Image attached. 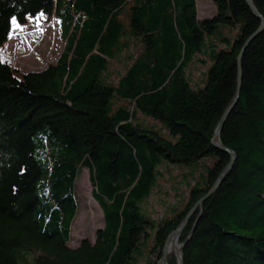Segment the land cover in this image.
Returning a JSON list of instances; mask_svg holds the SVG:
<instances>
[{"label": "trees", "instance_id": "1", "mask_svg": "<svg viewBox=\"0 0 264 264\" xmlns=\"http://www.w3.org/2000/svg\"><path fill=\"white\" fill-rule=\"evenodd\" d=\"M212 1L215 15L200 19L197 0H0V45L13 19L41 13L55 14L64 42L43 69L21 72L0 56V264H138L149 240L158 264L230 162L212 139L262 24L246 0ZM252 1L264 17V0ZM220 26L236 37L217 38ZM130 48L112 84L109 62ZM197 59L211 64L196 87L187 70ZM241 64L221 133L236 160L181 232L183 264H264V29ZM202 158L212 162L182 208L161 220L142 209L162 163ZM85 168L105 225L71 247ZM168 263L180 264L174 252Z\"/></svg>", "mask_w": 264, "mask_h": 264}, {"label": "rangeland", "instance_id": "2", "mask_svg": "<svg viewBox=\"0 0 264 264\" xmlns=\"http://www.w3.org/2000/svg\"><path fill=\"white\" fill-rule=\"evenodd\" d=\"M197 10L200 19L212 17L216 13V5L212 0H197ZM235 29L236 27L233 26H220L215 36L233 40L238 32ZM63 47L60 24L55 14L48 16L41 13L30 15L25 24H20L16 20L14 24L12 21L9 38L3 45H0V56L2 59L8 60L14 67L19 68L21 72H27L43 69L48 63L54 62ZM222 47H228V44L219 43V48ZM133 49L130 48L129 51L119 54L109 62L108 71L105 75L112 84H117L119 78L126 71L129 64L128 56ZM199 63L200 59H197L187 70V74L196 87L204 84L207 67L211 61L209 62L207 59L206 65ZM115 104H117L116 106L129 105V102L116 98ZM136 122L147 127L161 128V123L141 112H137ZM211 162L212 160L202 158L191 164L162 163L159 166L155 188L151 197L141 204L142 209L146 210L156 220L173 215L175 210L185 205L190 187L200 177H203ZM92 192L93 186L90 182L89 171L85 168L77 181L79 210L72 227V237L69 242L71 247H77L84 238L94 242L97 229L103 228L105 225L103 211L94 199ZM153 242V240H149L147 246H144V255L138 264H152L157 261L158 253H150L154 245ZM177 244L178 250L173 249L172 252L176 254L179 260L182 245L179 241ZM149 259L152 263H149Z\"/></svg>", "mask_w": 264, "mask_h": 264}, {"label": "water", "instance_id": "3", "mask_svg": "<svg viewBox=\"0 0 264 264\" xmlns=\"http://www.w3.org/2000/svg\"><path fill=\"white\" fill-rule=\"evenodd\" d=\"M248 5L250 6V8L252 9V11L262 20V24L260 26V28L258 29L257 32H255V34L249 39V41L246 43L245 47L243 48L241 54L238 57V69H239V76H238V86H237V92H236V97L234 98V101L232 102V104L228 107V109L225 111V113L223 114V116L221 117L220 121L218 122V125L215 129L214 135H213V139L212 142L214 144L215 147H217L218 149H221L227 153H229L231 155V159L229 164L227 165V167L224 169V171L222 172V174L219 176V178L216 180V182L213 184V186L209 189V191L206 193V195L201 198L196 204L195 206L191 209V211L187 214L186 218L184 219V221L180 224L179 227H177L175 230H173L170 235L168 236L166 243L164 245L163 251H162V257L160 258V261L158 262V264H169L168 263V256H169V244H170V240L173 239L174 237H179L181 232L183 231L184 227L186 226V224L188 223L190 217L192 216V214L195 212V210L198 207H202L203 202L208 199L220 186L221 182L226 178V176L231 172L232 167L235 163L236 160V153L232 150L229 149L228 147H226L221 139V133L224 127V124L228 118V116L230 115L231 111L233 110V108L235 107L238 99H239V95H240V91H241V86H242V68H241V61H242V55L244 53L245 48L248 46V44L251 42V40L258 35L263 29H264V17L263 15L260 13V11L256 8V6L254 5L252 0H246ZM179 263L183 264V251L181 250L180 253V259H179Z\"/></svg>", "mask_w": 264, "mask_h": 264}, {"label": "bare ground", "instance_id": "4", "mask_svg": "<svg viewBox=\"0 0 264 264\" xmlns=\"http://www.w3.org/2000/svg\"><path fill=\"white\" fill-rule=\"evenodd\" d=\"M178 241H179V237H174L173 239L170 240V244H169V251H170V253L172 252L173 249H177V245H178L177 243H178Z\"/></svg>", "mask_w": 264, "mask_h": 264}, {"label": "snow or ice", "instance_id": "5", "mask_svg": "<svg viewBox=\"0 0 264 264\" xmlns=\"http://www.w3.org/2000/svg\"><path fill=\"white\" fill-rule=\"evenodd\" d=\"M13 23L15 24V19H13ZM17 26H19V25H17Z\"/></svg>", "mask_w": 264, "mask_h": 264}]
</instances>
